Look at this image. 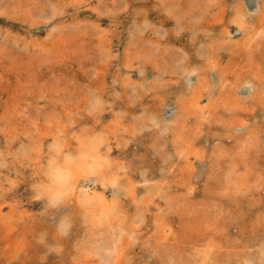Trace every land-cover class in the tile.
Wrapping results in <instances>:
<instances>
[{"label":"rangeland","instance_id":"rangeland-1","mask_svg":"<svg viewBox=\"0 0 264 264\" xmlns=\"http://www.w3.org/2000/svg\"><path fill=\"white\" fill-rule=\"evenodd\" d=\"M257 2L0 0V264H264V0L247 10ZM50 159L71 168L55 209L35 200ZM82 185L104 199L85 204Z\"/></svg>","mask_w":264,"mask_h":264},{"label":"bare ground","instance_id":"bare-ground-1","mask_svg":"<svg viewBox=\"0 0 264 264\" xmlns=\"http://www.w3.org/2000/svg\"><path fill=\"white\" fill-rule=\"evenodd\" d=\"M171 1V0H170ZM249 2V1H248ZM170 3H172V2H170ZM253 3V2H252ZM174 5V4H173ZM176 5V4H175ZM174 5V6H175ZM190 5V4H189ZM260 5H261V3H260V0H259V2H257V3H255V6L254 7H251V6H249V7H247V10H249L248 12H250V13H254V12H257V11H259V9H260ZM178 6V5H177ZM187 6V5H186ZM151 7V6H150ZM167 7V6H166ZM176 7V6H175ZM174 7V8H175ZM41 8V7H40ZM171 8V7H170ZM189 8V7H188ZM187 8V9H188ZM191 8V7H190ZM177 9V8H176ZM185 10H187L186 8H184ZM192 9H189V11H191ZM195 10V9H194ZM183 11V10H182ZM241 12V11H240ZM167 13V12H166ZM190 14V13H189ZM194 14V13H193ZM186 15V14H185ZM177 16V15H176ZM182 17V16H181ZM180 17V18H181ZM261 17V16H260ZM190 18H191V16H190ZM264 18V17H263ZM263 18H261V19H263ZM210 19V18H209ZM178 20H180L181 21V19H178ZM196 20V19H195ZM199 20V19H198ZM203 21V20H202ZM202 21H201V24H203L202 23ZM184 22V21H183ZM195 22V21H194ZM180 23V22H179ZM210 23V22H209ZM216 24V23H215ZM245 24V23H244ZM249 24V23H248ZM179 26V25H178ZM198 26V25H197ZM239 26V25H238ZM256 26V25H255ZM241 27V26H240ZM243 27V26H242ZM186 28V27H185ZM262 28V27H261ZM83 31V30H82ZM231 31V30H230ZM250 32V31H249ZM227 33H229V31L227 32ZM231 33V32H230ZM255 33H257V32H254V34ZM82 35H83V33H81ZM79 35V34H78ZM243 37V36H242ZM110 38V37H109ZM111 40V39H110ZM225 40V39H224ZM210 41V40H209ZM221 41V40H220ZM223 41V40H222ZM235 42L236 41H238V39L237 40H234ZM257 41V40H256ZM216 42V41H215ZM227 42H229V40L227 41ZM232 42H233V40H232ZM234 43V42H233ZM249 43V42H248ZM247 43V44H248ZM254 43V42H253ZM102 44H104V43H102ZM210 44H212V43H210ZM219 44H221V43H219ZM224 44V43H223ZM252 44V43H251ZM156 45V44H155ZM231 45H232V43H231ZM255 45V44H254ZM257 45V44H256ZM173 46V45H172ZM220 46V45H219ZM238 46H240L239 44H238ZM128 47V46H127ZM243 47H245L244 46V44H243ZM217 48H220V47H217ZM253 48V47H252ZM150 49H152V48H150ZM168 49V48H167ZM172 49V48H171ZM211 49V48H210ZM232 49V48H231ZM237 49V48H236ZM208 50V49H207ZM222 50V49H221ZM220 50V51H221ZM235 50V49H234ZM250 51H251V49H249ZM152 51V50H151ZM219 51V50H218ZM261 51V50H260ZM175 52H176V50H175ZM151 53V52H150ZM253 53V52H252ZM212 55V54H211ZM164 56V55H163ZM213 56V55H212ZM237 56H239V55H237ZM254 56V55H253ZM261 56H262V54H261ZM183 57V56H182ZM185 57V56H184ZM199 57V56H198ZM251 57V56H250ZM213 58V57H212ZM230 58V57H229ZM168 59H170L169 57H168ZM250 59V58H249ZM173 60V59H172ZM184 61H186V60H184ZM207 61V60H206ZM228 61V60H227ZM254 61V60H253ZM252 61V62H253ZM168 62V61H167ZM174 62V61H173ZM189 63H193V62H197V60L195 61L194 60V58H190L189 59V61H188ZM240 62V61H239ZM259 62V61H258ZM166 63V62H165ZM217 64V63H216ZM225 64V63H224ZM234 64H235V62H234ZM261 64V63H260ZM263 64V63H262ZM227 65H228V63H227ZM245 65V64H244ZM246 65H248V64H246ZM207 66V65H206ZM219 66V65H218ZM223 66V65H222ZM255 66V65H254ZM175 67V66H174ZM187 67V66H186ZM192 67V66H191ZM197 67V66H196ZM214 67V66H213ZM250 68H251V66H249ZM179 68V67H178ZM220 68V67H219ZM225 68V67H224ZM235 68V67H234ZM238 68V67H237ZM174 69V68H173ZM253 69V68H252ZM183 70V69H182ZM188 70V69H187ZM190 70V69H189ZM228 70H229V68H228ZM258 70V69H257ZM207 71V70H206ZM216 71V70H215ZM222 71H223V69H222ZM221 71V72H222ZM250 71V70H249ZM231 72V71H230ZM227 73V72H226ZM241 73V72H240ZM249 73V72H248ZM184 74V73H183ZM200 74H202V73H200ZM231 74H232V72H231ZM178 75H180L179 73H178ZM253 75V74H252ZM219 77H220V80L219 81H221L222 79H228L227 77V74H222V75H218ZM255 76V75H254ZM260 76V75H259ZM200 77H202V76H200ZM264 77V76H263ZM205 78H207L206 77V74H205ZM238 78V77H237ZM257 78V77H256ZM188 80H189V85H192L193 84V82H194V80L192 79V77L190 76L189 77V75H188ZM200 80V79H199ZM171 81V80H170ZM203 82H205L204 80H203ZM202 82V83H203ZM209 83V82H208ZM261 83V82H260ZM210 84V83H209ZM222 84V83H221ZM220 84V85H221ZM242 84V83H241ZM230 85V84H229ZM261 85V84H260ZM204 86V85H203ZM203 86L202 85H200L199 86V90L200 89H202L203 88ZM206 86V87H205ZM204 87L205 88H207V84L205 85ZM242 86V85H241ZM241 86H239V87H241ZM231 87V86H230ZM246 87L249 89V93H251L252 94V92L254 91V89H253V87H252V85L249 83V82H246ZM196 88H197V86H196ZM205 88H203V89H205ZM220 89L222 88V86L221 87H219ZM137 89V88H136ZM233 91H234V89L233 88H231ZM259 89V88H258ZM262 89V88H261ZM230 90V89H229ZM228 90V95L230 94V98L229 99H231L233 96H234V94H233V91H229ZM245 90V89H244ZM138 92V91H137ZM202 93L201 91H195L192 95H191V97L189 98V106H193L194 108L195 107H197V105H198V98L200 97V95H202V94H197V93ZM211 91H209L208 93H210ZM241 92H243V93H245L244 91H241ZM101 93V92H100ZM242 93V94H243ZM263 94V93H262ZM261 94V95H262ZM177 95V94H176ZM180 95V94H179ZM183 96V95H182ZM199 96V97H198ZM227 96V95H226ZM251 96V95H250ZM253 96V95H252ZM177 97V96H176ZM217 97V96H216ZM220 97V96H219ZM218 97V98H219ZM249 97V96H248ZM100 98V97H99ZM98 98V99H99ZM179 98V97H178ZM215 98V97H214ZM224 98H227V99H224V101L226 102L227 100H228V97H224ZM233 98H236V97H233ZM254 98H256V97H254ZM247 99V98H246ZM249 99H251V98H249ZM262 99H264L263 97H262ZM235 100V99H234ZM234 100H232L233 101V103H234V105H236V103H235V101ZM179 101V100H178ZM182 101V100H181ZM217 101V100H216ZM219 101V100H218ZM223 101V100H222ZM259 101H260V99H259ZM225 102H224V104H225ZM258 102V101H257ZM256 102V103H257ZM186 103V102H185ZM207 103V102H206ZM217 103V102H216ZM219 103H220V101H219ZM230 103V102H229ZM228 103V104H229ZM209 104V103H208ZM259 104V103H258ZM262 104V103H261ZM206 105V104H205ZM239 105H240V102H239ZM241 105H245V104H242V102H241ZM264 105V104H263ZM218 106V105H217ZM227 106V105H226ZM246 106V105H245ZM262 106V105H261ZM185 107V106H184ZM199 108H200V112H201V110H204V108L203 107H201V106H198ZM206 107H208V106H206ZM210 107H214L213 105H211ZM219 107V106H218ZM228 107H229V105L227 106V108L226 109H228ZM252 107V106H251ZM251 107H248V110H250V108ZM181 108V107H180ZM188 108V107H187ZM235 108H238V107H235ZM182 109H183V107H182ZM215 109H217V107H215ZM214 109V110H215ZM244 109V108H243ZM175 110H177V109H175ZM190 110V109H189ZM235 109H232V111H234ZM254 110V109H253ZM206 110H204V112H205ZM230 111V110H229ZM236 111V110H235ZM261 111V110H260ZM179 112V111H178ZM191 112V111H190ZM207 112V111H206ZM227 112H228V110H227ZM249 112V111H248ZM181 113V112H180ZM197 113V112H196ZM214 113H215V111H214ZM230 113V112H229ZM188 114V113H187ZM204 114V113H203ZM218 114V113H217ZM217 114L215 113V115L217 116ZM206 115V114H205ZM214 115V114H213ZM176 116H178V115H176ZM207 116V115H206ZM209 116H211V115H209ZM216 116H214V117H216ZM220 116H221V114H220ZM234 116H236V115H234ZM200 117V116H199ZM219 116H217V118H218ZM227 117V116H226ZM226 117H225V119H226ZM231 117H233V116H231ZM208 118V117H207ZM230 118V117H229ZM234 118V117H233ZM236 118H237V116H236ZM183 119V118H182ZM209 119H211V118H209ZM219 119H223V117L221 118H219ZM240 119H242V118H239V120ZM245 119V118H244ZM177 120V119H176ZM232 120H234V119H232ZM181 121V120H180ZM183 121V120H182ZM219 121V120H218ZM217 121V123H219ZM235 121H237V119L236 120H234V122ZM245 121V120H244ZM200 122V121H199ZM198 122V123H199ZM201 122H202V120H201ZM234 122H233V124H234ZM203 123V122H202ZM221 123V122H220ZM223 123V122H222ZM228 123V122H227ZM231 123H232V121H231ZM230 123V124H231ZM247 123V122H246ZM216 124V123H215ZM262 124V123H261ZM120 125V124H119ZM197 125V124H196ZM195 125V126H196ZM225 127H226V125L225 124H223ZM229 125V124H228ZM235 125V124H234ZM260 125V124H259ZM167 127V126H166ZM201 127H202V125H201ZM168 128V127H167ZM208 128V127H207ZM207 128H206V130H207ZM227 128V127H226ZM194 129H198V127H196V128H194ZM203 129V128H202ZM163 130V129H162ZM215 130V129H214ZM237 130V129H236ZM199 131H201V130H199ZM222 131V130H221ZM209 132V131H208ZM211 132V131H210ZM209 132V133H210ZM249 132V131H248ZM183 133V134H182ZM181 134L182 135H184V133H187V132H182ZM202 133V132H201ZM204 133V132H203ZM212 133V132H211ZM215 133V132H214ZM213 133V134H214ZM193 134V133H192ZM192 134L191 135H189L188 134V138H190L191 136H192ZM230 134V133H229ZM232 134V133H231ZM229 135V136H232V135ZM212 135V134H211ZM214 135H216V133L214 134ZM240 135V134H239ZM238 135V136H239ZM243 135V134H242ZM241 135V136H242ZM249 136L251 135V134H248ZM54 136H55V134H54ZM186 136V135H185ZM196 136V135H195ZM252 136V135H251ZM207 137V136H206ZM233 137V136H232ZM244 137V136H243ZM243 137H240V139L241 138H243ZM194 138V137H193ZM234 138V137H233ZM250 138H252V137H250ZM254 138H256V137H254ZM184 139H185V137H184ZM187 139V138H186ZM239 139V138H238ZM244 139V138H243ZM189 140V139H188ZM190 140H191V138H190ZM252 140V139H251ZM255 140V139H254ZM84 141L85 142H87L86 140H83V141H81L80 143L81 144H83L84 143ZM196 141V140H195ZM242 141V140H241ZM245 141V140H244ZM247 141V140H246ZM243 142V141H242ZM252 142H254V141H252ZM62 143V142H61ZM184 143V142H183ZM195 143V142H194ZM241 143V142H240ZM247 143H249V142H247ZM252 144V143H251ZM58 145V144H57ZM66 145V144H65ZM84 145H86V144H84ZM217 145V144H216ZM233 145V144H232ZM241 145V144H240ZM255 145V144H254ZM56 146V145H55ZM193 146V145H192ZM244 146V145H243ZM62 147V146H61ZM219 147V146H218ZM233 147V146H232ZM242 147V146H241ZM245 147V146H244ZM193 148V147H192ZM230 148H231V146H230ZM240 148V147H239ZM257 149V148H256ZM186 150H187V148H186ZM202 150H203V148H202ZM218 150V149H217ZM236 151V150H235ZM241 151V150H240ZM56 152H58V151H56ZM204 152V151H203ZM224 152V151H223ZM246 152V151H245ZM67 153V152H66ZM70 153V152H69ZM183 153H185V151H183ZM242 154H243V150H242ZM57 155V154H56ZM70 155V154H69ZM69 155H67V157L69 158ZM87 156V155H86ZM103 155H101L100 153H99V150L98 151H96V152H91L89 155H88V157H91L92 159H94L92 162L90 161V158H88L89 160H88V163H92L91 164V167L90 168H92V169H95V167H97V166H101L102 167V165H103V163H101V161H102V157ZM220 156V155H219ZM230 156V155H229ZM244 156V155H243ZM193 156H191V158H192ZM227 157V156H226ZM59 157L57 156V159H58ZM72 158V157H71ZM77 158H79V157H77ZM212 158V157H211ZM234 158V157H233ZM81 159V158H80ZM66 160H67V163L69 162V159H67L66 158ZM248 160V159H247ZM82 161V160H81ZM96 161V162H95ZM201 161V160H200ZM215 161V160H214ZM251 161V160H250ZM71 162V161H70ZM119 163V162H118ZM246 163V162H245ZM57 166H59V167H61L62 169H64L65 171H66V173H67V175H68V177H69V175H70V172H69V170L71 169V168H69L68 166H65V165H60V164H56ZM121 165V164H120ZM215 165H216V163H215ZM119 167V166H118ZM198 167V166H197ZM182 168H183V166H182ZM224 168V167H223ZM250 168V167H249ZM125 169V168H124ZM213 169H215V168H213ZM82 170H83V168H82ZM190 170V169H189ZM72 171V170H71ZM202 171V170H201ZM229 171V170H228ZM235 171V170H234ZM239 171V170H238ZM75 172H76V170H75ZM230 172V171H229ZM78 173V172H77ZM84 173V172H83ZM178 173V172H177ZM176 173V174H177ZM225 174H226V172H224ZM192 174V173H191ZM228 174V173H227ZM247 174V173H246ZM76 174H74V176H75ZM236 175H237V173H236ZM239 175V174H238ZM73 176V175H72ZM249 176V175H248ZM227 177H228V175H227ZM226 177V178H227ZM120 178V177H119ZM185 178H187L186 176H185ZM238 179V178H237ZM241 179V178H240ZM179 180V179H178ZM222 180V179H221ZM186 181H187V179H186ZM74 182V181H73ZM178 182V181H177ZM182 182V181H181ZM235 182V181H234ZM179 183H180V180H179ZM218 183V182H217ZM90 184V183H89ZM183 184V183H182ZM235 184H237V183H235ZM158 185V184H157ZM184 185H186V183L184 184ZM218 185V184H217ZM181 186V185H180ZM250 186V185H249ZM255 186V185H254ZM74 188H75V186H73ZM193 187V186H192ZM191 187V188H192ZM257 187H258V185H257ZM74 188H71V189H73L74 190ZM155 188V187H154ZM161 188V187H160ZM240 188V187H239ZM246 188H249V187H246ZM153 189V188H152ZM214 189V188H213ZM216 189V188H215ZM219 189L217 188L216 189V191H218ZM151 191V190H150ZM208 191H209V189H208ZM70 192V191H69ZM72 192V191H71ZM149 192V191H148ZM215 192V191H214ZM189 193V192H188ZM70 194V193H69ZM158 194H160V193H158ZM173 194H174V192H173ZM80 196H81V198H79V200L81 199L85 204H91V205H94L95 204V207L97 206L96 204L97 203H100L103 199H104V197H103V195L102 194H100V193H98L97 191H96V189L94 188V186H91V185H82L81 186V188H80ZM168 196V195H167ZM169 196H172V195H169ZM168 196V197H169ZM187 196V195H186ZM148 197V196H147ZM153 198V197H152ZM188 198V197H187ZM107 199V198H106ZM142 199V198H141ZM169 199V198H168ZM184 199H185V197H184ZM151 200V199H150ZM149 200V201H150ZM141 201H143V199L141 200ZM179 201V200H178ZM186 201V200H185ZM201 201H203V200H201ZM132 202V201H131ZM148 201H146V203H147ZM104 203H106V202H104L103 201V204ZM119 203V202H118ZM177 203V202H176ZM181 203V202H180ZM208 202H206V204H207ZM111 204H113L112 202H111ZM196 204V203H195ZM251 204V203H250ZM106 205V204H105ZM115 205V204H114ZM186 205V204H185ZM200 205H202V204H200ZM101 206H102V204H101ZM108 206V205H107ZM107 206H102V208L104 207H107ZM195 206V205H194ZM193 206V207H194ZM100 207V206H99ZM111 207V206H110ZM115 207V206H114ZM159 207V206H158ZM17 208V207H16ZM20 208V207H19ZM18 208V209H19ZM188 208V207H187ZM190 208V207H189ZM106 209V208H105ZM195 209H198L197 208V206H196V208ZM186 210V209H185ZM199 210H200V208H199ZM187 211V210H186ZM196 211V210H195ZM90 212V211H89ZM105 212V211H104ZM103 212V213H104ZM162 212V211H161ZM188 212V211H187ZM193 212V211H192ZM198 212V211H197ZM103 213H101V214H103ZM113 213V212H112ZM196 213V212H195ZM206 214V213H205ZM119 215H121V214H119ZM118 215V216H119ZM219 215V214H218ZM93 216V215H92ZM97 216V215H96ZM102 216V215H101ZM196 216V215H195ZM98 217V216H97ZM164 217V216H163ZM197 217H199V215L197 214ZM211 217H213L212 215H211ZM117 219H118V217H116ZM116 218H114V219H116ZM156 218V217H155ZM162 218V217H161ZM100 219V218H99ZM109 219V218H108ZM107 219V220H108ZM167 219V218H166ZM106 220V219H105ZM106 220V221H107ZM162 220H164V218L162 219ZM171 220V219H170ZM193 220H195V219H193ZM198 220V219H197ZM97 221V220H96ZM223 221V220H222ZM224 222V221H223ZM223 222H221V223H223ZM97 223V222H96ZM98 223H99V221H98ZM105 223V222H104ZM118 223V222H117ZM225 223V222H224ZM100 224H102V223H100ZM113 224V223H112ZM111 224V225H112ZM97 225V224H96ZM160 225V224H159ZM200 225V224H199ZM223 225V224H222ZM221 225V226H222ZM220 226V225H219ZM97 227V226H96ZM99 228H102V227H99ZM110 228V227H109ZM113 228H115V227H113ZM198 229V228H197ZM216 229H219V228H216ZM106 230V229H105ZM113 230V229H112ZM136 230V229H135ZM199 230V229H198ZM60 231V230H59ZM102 231V230H101ZM111 231V230H110ZM114 231V230H113ZM200 231V230H199ZM221 231V230H220ZM120 232H121V230H120ZM192 232H193V230H192ZM218 232V231H217ZM106 233V232H105ZM122 234L124 233V232H121ZM135 233V232H134ZM157 233V232H156ZM190 233V232H189ZM197 233V232H196ZM112 234V233H111ZM114 234V233H113ZM116 234V233H115ZM128 234V233H127ZM192 234V233H191ZM95 235V234H94ZM124 235V234H123ZM207 235H208V233H207ZM213 236H214V234H212ZM113 236V235H112ZM111 236V237H112ZM59 237V236H58ZM136 237V236H135ZM211 237V236H210ZM113 238H114V236H113ZM128 238H130V237H128ZM190 238V237H189ZM200 238V237H199ZM211 238H215V237H211ZM105 239V238H104ZM121 239H123V238H121ZM126 239H127V237H126ZM201 239V238H200ZM228 239H230V238H228ZM129 240V239H128ZM131 240V239H130ZM164 240V239H163ZM182 240V239H181ZM183 240H185V239H183ZM111 241V240H110ZM133 241V240H132ZM173 241V240H172ZM194 241V240H193ZM193 241H191L192 243H193ZM208 241V240H207ZM213 241H214V239H213ZM96 242H98V240L96 241ZM119 242V241H118ZM150 242V241H149ZM203 242H204V240H203ZM117 243V242H116ZM122 243V242H121ZM120 243V244H121ZM128 243H130V242H128ZM151 243V242H150ZM152 244H153V242H152ZM166 244V243H165ZM214 244V243H213ZM181 245V244H180ZM182 246H184V244L182 245ZM214 246H215V244H214ZM193 247V246H192ZM219 247V246H218ZM217 247V248H218ZM171 248V247H170ZM177 248V247H176ZM213 248V247H212ZM109 249V248H108ZM107 249V250H108ZM111 249H113V251L115 250L114 249V246H113V248H111ZM173 249H175V248H173ZM178 249V248H177ZM205 249V248H204ZM105 250H106V248H105ZM118 250V249H117ZM127 250V249H126ZM162 250V249H161ZM160 250V251H161ZM168 250H170V249H168ZM167 250V251H168ZM213 250H215V249H213ZM218 250V249H217ZM175 251H177V250H175ZM178 251H180V250H178ZM234 251V250H233ZM116 252V251H115ZM118 252V251H117ZM193 252V251H192ZM196 252V251H195ZM204 252V251H203ZM202 252V253H203ZM218 252V251H217ZM119 253L121 254V252L119 251ZM156 253V252H155ZM197 253V252H196ZM205 254V253H204ZM165 255V254H164ZM180 255V254H179ZM116 256H117V254H116ZM115 256V257H116ZM118 256H119V254H118ZM158 256V255H157ZM208 256V255H207ZM230 256H232V255H230ZM162 257V256H161ZM177 257V256H176ZM201 257V256H200ZM260 257V256H259ZM216 258V257H215ZM117 259H119V257L117 258ZM178 259H180V258H178ZM188 259V258H187ZM208 259V258H207ZM206 259V260H207ZM120 260V259H119ZM160 260V259H159ZM107 261V260H106ZM123 261V260H122ZM186 261V260H185ZM110 262V261H109ZM163 262V261H162ZM169 262V261H168ZM197 262V261H196ZM211 262V261H210ZM254 262V261H253ZM216 263V262H215ZM81 264V263H80ZM199 264V263H198Z\"/></svg>","mask_w":264,"mask_h":264},{"label":"clouds","instance_id":"clouds-1","mask_svg":"<svg viewBox=\"0 0 264 264\" xmlns=\"http://www.w3.org/2000/svg\"><path fill=\"white\" fill-rule=\"evenodd\" d=\"M56 141L54 140L51 145H49V151L55 152ZM46 176L50 181L48 187L37 186L35 189V200L43 201L44 204L50 208L55 209L61 207L67 198L70 178L68 177L66 171L61 167L55 165L54 161L49 160L46 167ZM67 222L65 217L60 221V224ZM60 224L57 225V230H60ZM62 235L66 233H61ZM38 242H43V236L39 238Z\"/></svg>","mask_w":264,"mask_h":264}]
</instances>
